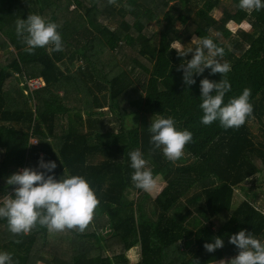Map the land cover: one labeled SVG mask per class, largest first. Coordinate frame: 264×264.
Instances as JSON below:
<instances>
[{
  "label": "trees",
  "instance_id": "16d2710c",
  "mask_svg": "<svg viewBox=\"0 0 264 264\" xmlns=\"http://www.w3.org/2000/svg\"><path fill=\"white\" fill-rule=\"evenodd\" d=\"M224 3L232 12L223 9L216 20L212 12ZM238 5L239 0H0V49L11 55L0 64V197L13 193L8 177L38 169L43 157L57 164L50 173L56 179L64 178V169L85 177L100 201L83 233H50L37 226L14 236L7 220L0 219V252L11 253L12 264H128L127 252L135 247V264H218L237 255L231 235L246 230L264 237V213L254 206L257 193H264V9L248 14ZM29 14L59 25L63 51H25L16 21ZM153 21L160 24L157 45L155 35L146 32ZM113 22L115 28L109 25ZM228 22H246L251 32L232 35L225 28ZM212 31L228 42L221 43ZM192 37L211 38L224 48L217 59L231 65L225 104L251 89L254 118L239 129L225 130L218 121L201 123L200 81L222 77L205 69L194 74V85L184 84L177 68L191 54L178 57L172 43L185 47ZM67 57L86 66L66 72L61 66ZM15 75L39 79L43 86L21 89ZM105 108L111 113L107 121ZM136 109L152 118L172 117L177 130L192 133L180 160L172 163L160 150L149 156V127L131 123L128 128L123 122ZM252 122L261 139L252 133ZM137 148L163 184L155 198L132 184L128 153ZM237 189L243 200L232 209ZM215 237L223 239L224 247L208 253L203 245Z\"/></svg>",
  "mask_w": 264,
  "mask_h": 264
},
{
  "label": "clouds",
  "instance_id": "9594fccd",
  "mask_svg": "<svg viewBox=\"0 0 264 264\" xmlns=\"http://www.w3.org/2000/svg\"><path fill=\"white\" fill-rule=\"evenodd\" d=\"M109 4H116V0H108ZM129 11L133 8L126 5ZM238 7L248 14L264 9L262 0H239ZM59 25L46 21L37 14H29L26 20L16 21V35L26 46L25 51L34 53L38 48H46L49 52L64 50L62 36L58 31ZM194 48L186 51L177 41L172 45L178 57L191 59L179 65L177 71L183 72V82L186 86L196 83L194 74H202L205 69H211L210 74H220L219 82L207 78L200 81L201 97L199 108L202 110L201 123L210 126L219 122L225 130L239 129L249 118L253 117L254 107L250 102L252 95L250 88H244L242 94L233 97L224 103L225 95L231 91V84L227 74L231 65L221 62L217 57L223 58L224 48L218 47L211 38L193 37ZM149 156L160 150L164 157L175 163L184 155L187 144L193 140L188 130H177L176 121L172 117L164 118L155 115L151 119ZM132 184L136 189L151 193L158 187L159 177L153 174L150 161L137 148L128 153ZM57 164L54 161L44 162L40 158L38 169L24 168L6 179L8 186H14L12 194L0 197V219H6L9 231L14 236L28 234L37 226L45 227L50 233L77 230L83 233L93 221L94 213L100 201L90 187L88 180L80 175H68L64 169V178L56 179L54 170ZM20 240L14 243L19 244ZM229 243L234 245L237 255L225 258L218 264H264V241L256 238L246 230H240L231 235ZM204 249L214 253L224 247L223 239L214 238V242L205 243ZM12 254L0 252V264H12ZM198 264V261L195 262ZM216 264V262H215Z\"/></svg>",
  "mask_w": 264,
  "mask_h": 264
},
{
  "label": "rangeland",
  "instance_id": "374dc122",
  "mask_svg": "<svg viewBox=\"0 0 264 264\" xmlns=\"http://www.w3.org/2000/svg\"><path fill=\"white\" fill-rule=\"evenodd\" d=\"M224 2L226 0H223ZM174 3V2H172ZM229 3H224L221 8H218L217 10H214L212 12V16L216 19V20H219L222 16V13H223V9H227L229 11L232 12V10L230 9V7L228 6ZM227 6L229 8H227ZM73 7L71 6L70 7V10L72 9ZM160 20V19H159ZM162 22V21H161ZM160 22V23H161ZM110 27L112 28H115V25H116V22L114 23H109ZM160 24H157L155 21L151 22L150 26L148 27V29H146V32H147V35H150V36H153V43L155 45H157V42H158V34L160 32V26H158ZM176 28H180L181 26L179 25V23L177 22L176 25H175ZM225 28L230 31V33L232 35H235L237 34L238 31H245V32H251V28L250 26L246 23V22H242L240 25H237L236 23H233V22H228L225 26ZM211 35L213 37H217L218 40H220L221 43L223 44H226V42H228V40H225L223 39L219 34H217L216 32L212 31L211 32ZM193 38V37H192ZM175 43V42H174ZM172 43V45L174 44ZM193 45H195V43L192 42V39L190 40V43L187 44L185 47L186 48H192ZM183 47V48H185ZM7 51L11 52V48L9 47L7 49ZM117 55L118 52H115ZM116 55V56H117ZM9 58L11 59V55L8 54L5 50H2L0 49V64H6L9 60ZM86 64L84 63V61L78 59V58H73V57H67L63 62H62V69H64V71L66 72H72L74 71L75 69H78L79 67L80 68H83L85 67ZM140 73V70L136 69L135 70V74H139ZM14 82L16 84H18V87H20L21 89L23 87H27L25 85H27V82L25 81V79L23 77H20L18 75H15V78H14ZM41 81V80H40ZM24 91V94L28 93L27 90L23 89ZM78 96H80L81 100H84L85 98H88V96H84L83 94H78ZM89 100V99H88ZM33 107V106H32ZM109 110V109H108ZM105 112V116H104V119L105 121L109 120L110 119V115L111 113H109V111L106 110V108L103 110ZM124 119V125L126 127H131V123L135 126H137L138 128L139 127H150V123H151V119L152 117L148 114H145L144 111L142 112V110H139V109H136V113L133 114V115H127ZM113 123V122H112ZM110 124L111 127L113 124ZM251 125V131L253 134H255L258 138H262L261 135L262 133L259 131V127H258V124H256L255 122H252L250 123ZM114 130V129H113ZM34 142V141H32ZM4 158V154L2 153V151L0 152V162L3 160ZM264 172V171H262ZM162 182H160V180H158V187L151 193H149V195L151 196V198H155L159 193L160 191L162 190L163 188V184H161ZM129 197L131 198L132 195H129ZM243 200V195H242V192L240 191V189H237L236 192H235V195H234V199H233V202H232V209H234L236 206H238L241 201ZM254 206L259 209L261 212L264 213V193H257L255 199H254ZM218 224H215L214 228L213 229H217ZM95 229L96 226H94ZM99 234H103L102 232L103 231H99ZM52 240V238H50V240L48 239L49 243L50 241ZM260 240L264 241V237L263 238H260ZM53 243V242H52ZM61 244V247L65 248V243H60ZM61 249V248H60ZM57 250L59 253H62V249L61 250ZM59 253H56L57 255ZM48 256H50L49 254H47ZM106 255H111L109 252L106 253ZM52 257V256H51ZM127 258H128V264H135L138 260H139V248L138 247H135L131 250H129L127 252ZM53 260H49V262H52ZM38 264H46L44 262H41V263H38Z\"/></svg>",
  "mask_w": 264,
  "mask_h": 264
},
{
  "label": "built area",
  "instance_id": "2783aa9c",
  "mask_svg": "<svg viewBox=\"0 0 264 264\" xmlns=\"http://www.w3.org/2000/svg\"><path fill=\"white\" fill-rule=\"evenodd\" d=\"M26 82H27V86H28L31 90L43 86L42 81H40L39 79H31V80H27Z\"/></svg>",
  "mask_w": 264,
  "mask_h": 264
}]
</instances>
